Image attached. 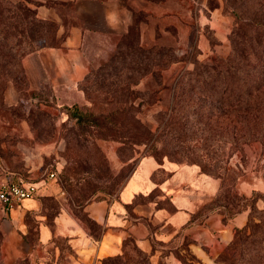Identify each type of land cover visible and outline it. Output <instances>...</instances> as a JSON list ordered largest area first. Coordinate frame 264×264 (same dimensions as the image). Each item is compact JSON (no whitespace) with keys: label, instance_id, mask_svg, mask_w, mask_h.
Masks as SVG:
<instances>
[{"label":"rangeland","instance_id":"rangeland-1","mask_svg":"<svg viewBox=\"0 0 264 264\" xmlns=\"http://www.w3.org/2000/svg\"><path fill=\"white\" fill-rule=\"evenodd\" d=\"M155 1L156 8L151 7V17L139 10L147 14H141L144 18L140 21V44L144 47L158 43L173 46L180 58L164 68L160 76H128V71L120 66V57L112 60L123 35L113 47H104L100 56L91 59L90 70L95 79L102 81V86L95 87L89 94L81 89L82 82L79 89L83 94L67 89L61 97L52 96V90L45 84L41 88L32 87L25 73L24 59L46 46L42 41L34 44L36 50L21 58L22 70L17 75L1 76L0 85L3 80L4 88L0 93V186L9 171L23 174L27 180L39 185L51 182L57 185L56 195H60L61 202L74 213H81L83 206L92 200L116 196L136 162L145 155L182 162L199 160L200 156H218L219 152L200 151L197 146L203 147L205 142L199 137L185 138L192 151L186 146L175 150L166 148L169 125L165 124L169 123L175 83L185 69H193L197 55L200 60L211 61L231 52L229 35L223 42L211 25L203 22L204 16L210 18L209 9L219 5L224 8L225 2L206 0V6H203L202 0ZM30 3L35 9L36 1L30 0ZM222 15L231 19V23L226 22L229 33L236 25V17L224 10ZM145 21L150 23L155 35L142 41L141 25ZM202 36L209 41L206 47L200 44ZM133 39L134 35L125 42L132 43ZM196 47L200 51L198 54L194 53ZM10 58V54H0V65ZM123 80V83H117ZM92 82L89 80L88 84ZM123 91L128 97L121 96ZM74 104L104 113L127 107V115L122 119L127 125L112 130L106 125H76L77 119L70 117L66 109ZM228 167L225 181L222 179L223 186L230 189L236 181L235 190L240 196L255 194L256 207H249L247 211H252V227H257L261 224L260 212L264 210L263 145L259 141L246 144L242 152L229 157ZM51 171L56 172L55 178L48 176ZM251 188L258 191L246 194ZM60 200L56 199V202L60 204ZM45 205L56 206L52 200L46 201ZM6 220L0 203V254L7 236ZM252 227L248 228V235L256 233ZM181 256L185 264H195L190 252ZM127 258L129 264H152L133 246L127 252ZM218 262L226 264L219 258ZM0 264L5 263L0 260ZM161 264L166 263L162 261Z\"/></svg>","mask_w":264,"mask_h":264},{"label":"crops","instance_id":"crops-1","mask_svg":"<svg viewBox=\"0 0 264 264\" xmlns=\"http://www.w3.org/2000/svg\"><path fill=\"white\" fill-rule=\"evenodd\" d=\"M35 1L38 16L57 24L60 42L29 54L24 69L33 88L45 84L56 97L64 96L67 89L83 94L79 83L86 78L91 59L129 31L134 9H142L149 18L151 7L156 8L155 0L153 4L151 0ZM202 1L206 6V0ZM209 11L210 18L204 16L203 22L226 42L230 17L222 15L223 5ZM154 35L150 23L143 22L142 41ZM208 42L202 36L200 44L206 47ZM13 173L8 172L9 176ZM222 185L221 178L203 172L198 164L148 154L136 162L116 196L85 205V213L96 223L92 228L61 202L57 185L42 184L39 196L25 199L17 207L6 210L1 204L7 216V236L0 260L5 264H16L19 258H29L30 264H102L105 257L122 254L131 239L152 264H184L181 255L187 251L195 264H219L218 258L234 239L236 229L248 220V211L226 220L214 207ZM53 194L60 200V208L50 218L44 197ZM30 217L37 223V236L31 242ZM56 238L66 243L61 247Z\"/></svg>","mask_w":264,"mask_h":264},{"label":"trees","instance_id":"trees-1","mask_svg":"<svg viewBox=\"0 0 264 264\" xmlns=\"http://www.w3.org/2000/svg\"><path fill=\"white\" fill-rule=\"evenodd\" d=\"M224 2L225 13L234 14L237 20L229 32L231 52L225 57L219 56L211 61L200 60L197 55L193 69H185L179 76L173 89L169 123L165 124L169 125V131L166 132L169 138L166 137L165 147L175 150L186 146L192 151L193 148L186 145L188 141L185 138H201L205 142L204 146L197 148L206 153L219 152L218 156H200L199 160L187 162L168 159L178 163L198 164L203 172L225 181L230 156L242 152L246 144L255 141H259L264 147V0ZM35 9L30 0H0V54L11 55L9 60L0 65V78L17 75L18 71L22 70L21 58L36 50L35 43L42 41L46 46L59 44L60 40L56 37L57 24L38 16L37 3ZM141 14L147 15L134 9L133 24L118 42L112 60L120 57V66L128 71V76L151 74L155 78L156 75L162 74L164 68L180 61V58L173 46L158 43L144 47L140 44V21L144 18ZM133 35L132 43L125 42V39ZM195 52L200 53L197 47ZM164 61L167 63L164 64ZM91 71L80 84L81 89L88 94L95 87L102 86V81L95 79ZM89 80L93 82L88 84ZM3 82L1 80L0 93L4 88ZM125 83L128 86V82ZM122 95L128 97L125 91ZM66 109L70 117L77 119L76 125H106L111 130L127 125L122 120L127 115V107L124 106L109 113L83 108L78 104ZM195 151L200 152L196 149ZM235 187L236 181L230 189L222 185L213 202L214 207L225 214L226 220L247 211L249 207H256L255 194L251 197L240 196ZM49 200L56 204L52 208L45 205L48 216L52 218L60 204L52 196L44 197V204ZM85 205L81 213H75L93 228L96 223L85 213ZM251 213L249 210L247 223L236 229L234 240L220 255V261L226 264H264V210L260 212L261 224L257 227H252L254 222L250 219ZM28 220L31 242L37 236V223L32 217ZM249 227L256 233L248 235ZM55 241L61 247L65 242L61 238H56ZM132 246L141 256L150 260L149 256L129 239L122 254L105 257L102 264H129L127 252ZM18 262L30 264V259L21 258Z\"/></svg>","mask_w":264,"mask_h":264},{"label":"built area","instance_id":"built-area-1","mask_svg":"<svg viewBox=\"0 0 264 264\" xmlns=\"http://www.w3.org/2000/svg\"><path fill=\"white\" fill-rule=\"evenodd\" d=\"M48 176L55 178L56 172L51 171ZM40 187L38 182L27 180L19 173H13L4 179L0 186V203L6 210H10L20 205L25 199L36 197Z\"/></svg>","mask_w":264,"mask_h":264}]
</instances>
